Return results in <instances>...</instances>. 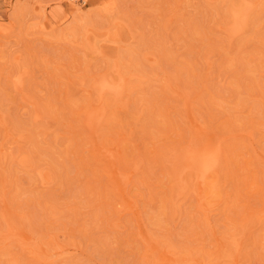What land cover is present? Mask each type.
Segmentation results:
<instances>
[{
  "label": "rangeland",
  "instance_id": "obj_1",
  "mask_svg": "<svg viewBox=\"0 0 264 264\" xmlns=\"http://www.w3.org/2000/svg\"><path fill=\"white\" fill-rule=\"evenodd\" d=\"M0 264H264V0H0Z\"/></svg>",
  "mask_w": 264,
  "mask_h": 264
},
{
  "label": "bare ground",
  "instance_id": "obj_2",
  "mask_svg": "<svg viewBox=\"0 0 264 264\" xmlns=\"http://www.w3.org/2000/svg\"><path fill=\"white\" fill-rule=\"evenodd\" d=\"M239 14V13H238ZM237 15V14H236ZM234 17V16H233ZM238 17V16H237ZM235 20H237L236 19V17H235ZM238 21V20H237ZM238 24V23H237ZM236 24V25H237ZM235 25V26H236ZM237 27L239 28V26L237 25ZM235 29H236V27H235ZM240 29V28H239ZM238 29V30H239ZM238 30H237V32H238ZM235 31V30H234ZM236 33V31L234 32V34ZM117 85V84H116ZM119 85V84H118ZM122 89V87H119V86H115V85H113L112 83H110V81H108V80H102L100 83H99V87H98V89H99V93L102 95V94H104V93H107V92H111V93H113L114 95H118L121 91V89ZM205 147V146H204ZM205 148H207V147H205ZM203 150V149H202ZM198 151V153L199 152H201L202 153V155H198V153H196L198 156H194V157H191L190 159H188V161H187V159L182 163V161H181V163H180V165H179V163L177 164V166L179 167V169H188V170H196V172L198 173L197 174V176L200 178V181H204L206 178H207V175H208V173L210 172V170L213 168V165H214V163H215V159H214V154H212L211 155V153H210V155H209V152H214V151H211V150H209L208 148H207V150H205V151ZM209 150V151H208ZM219 150V149H218ZM194 151V150H193ZM196 151V152H197ZM204 152V153H203ZM205 152H207V154L205 153ZM191 153H193L194 154V152H191ZM195 155V154H194ZM187 156H189L188 154H187ZM216 165V164H215ZM195 172V171H194ZM181 175H182V173H180ZM198 178V179H199ZM197 179V178H196ZM197 179V180H198ZM202 179V180H201ZM203 183V182H202ZM204 184V183H203Z\"/></svg>",
  "mask_w": 264,
  "mask_h": 264
}]
</instances>
